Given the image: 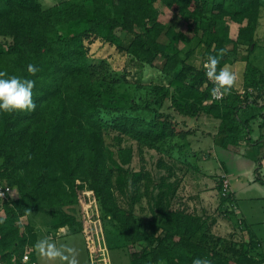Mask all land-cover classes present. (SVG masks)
Listing matches in <instances>:
<instances>
[{"label": "trees", "instance_id": "1", "mask_svg": "<svg viewBox=\"0 0 264 264\" xmlns=\"http://www.w3.org/2000/svg\"><path fill=\"white\" fill-rule=\"evenodd\" d=\"M160 3L180 18L178 24L161 19ZM263 6L264 0H0V71L34 80L37 105L31 113H0V177L16 190L0 199V260L11 263L38 240L36 226L21 220L30 209L56 216L55 228L83 230L89 241L98 224L107 231L104 223H113L132 264H192L197 257L210 264H264L253 231L241 244L221 246L227 241L213 233L202 231L196 239L165 227L174 183L155 197L150 218L136 213L135 197L129 207L119 199L131 188L138 192L146 178L143 170L132 169L134 148L123 144L125 138L172 157L178 151L185 162L196 133L195 121L186 127L188 119L207 115L219 121V145L241 152L242 144L245 150L264 148L261 94L235 87L209 102L213 85L194 57L200 50L206 60L225 49L223 67L237 59L244 43L252 49ZM229 20L241 24L236 39ZM29 64L40 69L35 76L27 72ZM138 65L155 67L164 82L134 80ZM169 96L175 112L164 109ZM263 159L264 149L255 157V180L262 182ZM218 190L222 212L243 226L232 208L234 193H224L223 177ZM88 219L93 221L85 224Z\"/></svg>", "mask_w": 264, "mask_h": 264}, {"label": "rangeland", "instance_id": "2", "mask_svg": "<svg viewBox=\"0 0 264 264\" xmlns=\"http://www.w3.org/2000/svg\"><path fill=\"white\" fill-rule=\"evenodd\" d=\"M71 1L44 0L46 4L55 2L68 4ZM159 7L162 12L160 17L164 22L179 23L180 18L171 9L162 3ZM262 13L264 14V6ZM250 47L252 49H249L248 43L241 45L236 54L237 59L227 65L238 75L236 86H239V89L245 87L250 95L258 93L264 98V16L261 19L256 40ZM201 53L202 51L198 50L194 55L199 66H202L205 60ZM160 62V59L157 60L158 64ZM150 69L151 75L148 78H153L154 83L157 84L164 82L155 67ZM135 70L134 80L141 78L144 80L145 68L138 65ZM261 76H263L262 79ZM119 92L125 93V88H120ZM171 103L172 97L169 96L164 109L175 112L173 107H169ZM176 116L181 122L185 119L182 115ZM194 121L196 133L191 136L192 145L188 148V158L185 162L183 159H178V151L176 156L172 157L154 148L140 145L133 139L125 138L123 144L132 145L134 148L132 169L135 172L143 170L146 178L140 183L138 192L131 188L127 195H119L121 204L129 207L132 197H135L136 213L150 218L154 210L155 197L160 190L167 188L168 183H174L176 191L172 192L169 198L168 212L163 221L165 227L180 234L192 235L196 239H200L202 231H206V234L213 233L215 237L220 236L227 241V243L222 242L221 246L228 245L230 241L241 244L250 239V231H253L261 240L260 250L264 253V182L255 180V157L258 153H262L264 148L247 147L245 150L246 145L242 144L241 149L245 152H241L234 146L219 145L214 140L219 122L217 119L203 115L198 120L188 119L186 127ZM258 123L259 121L254 123V136L260 134ZM190 149L198 151L197 157L189 154L192 151ZM188 160L196 164L195 168L189 167ZM260 173L264 176V159ZM223 175H226L230 182L229 189L235 196L232 208L236 216L244 220L241 226L244 228L225 215L219 207L218 183ZM14 195L16 190L12 187L10 196ZM67 209L72 212L78 211L77 206ZM2 214H4L3 210L0 211V215ZM202 217L209 223L207 228L201 226ZM94 219L96 220L95 216ZM21 220L24 223L31 221L36 226L38 240L48 237L58 247L62 244L74 247L78 252L79 264H132L128 245L123 244L120 229L113 223H104L107 231L102 229L103 225L98 224L93 229L94 238L89 241L86 232L74 230L69 226L66 228L67 233L59 234V228L54 227L58 218L47 212L31 210ZM90 221L93 219L86 220L85 224ZM34 254L39 264H52L41 258L35 250ZM55 264L60 262L57 261Z\"/></svg>", "mask_w": 264, "mask_h": 264}, {"label": "clouds", "instance_id": "3", "mask_svg": "<svg viewBox=\"0 0 264 264\" xmlns=\"http://www.w3.org/2000/svg\"><path fill=\"white\" fill-rule=\"evenodd\" d=\"M225 54L226 50L220 49L215 55L209 54L203 64L207 80L214 85L210 95L215 99L230 95L238 82V75L227 64L219 67ZM39 71L40 69L33 64L27 66V72L30 76H35ZM145 73V79H147L151 75V69L147 65H145ZM34 87L35 81L32 79L9 75L7 71H0V113H31L35 111L37 105L33 100ZM26 212H30V209ZM33 248L41 258L52 262V264L57 261L60 264H79L78 252L74 247L67 244L58 247L48 237L37 240ZM192 264H210V262L197 257L192 261Z\"/></svg>", "mask_w": 264, "mask_h": 264}, {"label": "built area", "instance_id": "4", "mask_svg": "<svg viewBox=\"0 0 264 264\" xmlns=\"http://www.w3.org/2000/svg\"><path fill=\"white\" fill-rule=\"evenodd\" d=\"M203 70H204V68H203ZM210 83L212 84V82H210ZM224 97H222L220 99H215V98L211 97L209 102H212L213 100L220 101ZM223 178H224V193H226L227 190H229L230 182H229V180H228L226 175H223ZM11 190H12V186L7 184V183H5L0 177V199L1 200L9 199V197L11 195ZM0 264H4V263L0 260ZM6 264H39V263H38V260L36 259V257L34 256V248H33V246L30 243H27L25 245V247H24V250H23L22 254L17 256V257H15L11 263H6Z\"/></svg>", "mask_w": 264, "mask_h": 264}, {"label": "crops", "instance_id": "5", "mask_svg": "<svg viewBox=\"0 0 264 264\" xmlns=\"http://www.w3.org/2000/svg\"><path fill=\"white\" fill-rule=\"evenodd\" d=\"M263 14V13H262ZM264 16V14H263ZM262 16V18H263ZM244 23H246V21H244ZM229 25H230V36L233 38V39H236L237 38V35H238V32H239V28L241 26V24L239 22H236L234 20H229ZM236 88L239 89V86H236ZM241 92H245V87L243 89H239ZM238 148V147H237ZM237 151H240V147L238 148ZM67 226H63V227H60L59 228V234L61 233H67Z\"/></svg>", "mask_w": 264, "mask_h": 264}]
</instances>
